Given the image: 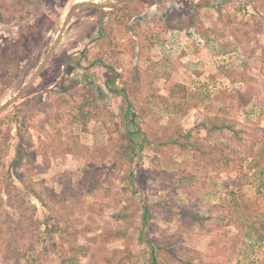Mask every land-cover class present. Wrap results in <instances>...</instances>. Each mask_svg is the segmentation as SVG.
Segmentation results:
<instances>
[{
  "label": "rangeland",
  "instance_id": "rangeland-1",
  "mask_svg": "<svg viewBox=\"0 0 264 264\" xmlns=\"http://www.w3.org/2000/svg\"><path fill=\"white\" fill-rule=\"evenodd\" d=\"M83 1L119 0H0V107ZM128 2L80 9L0 113V264H264V0Z\"/></svg>",
  "mask_w": 264,
  "mask_h": 264
},
{
  "label": "trees",
  "instance_id": "trees-1",
  "mask_svg": "<svg viewBox=\"0 0 264 264\" xmlns=\"http://www.w3.org/2000/svg\"><path fill=\"white\" fill-rule=\"evenodd\" d=\"M129 3V2H128ZM128 3H126L125 5H123L122 7L123 8H125V7H127V5H128ZM8 70V69H7ZM113 82V81H112ZM110 84L111 83H107V86H109L110 88H111V86H110ZM185 90H186V87L184 86V85H181V84H178V85H174L173 87H172V89H171V93H170V95L172 94L173 95V93H175L176 91H178V93L179 92H182L183 94V97H184V99H186V95H184L185 94ZM88 99H86L85 101H83L81 104H75L73 107H72V109L73 110H76V111H78V115H77V117H76V115H75V117H76V119H78L79 117L80 118H82L81 120H79L78 122H80L81 124H83V125H85L87 122H88V120H89V118H90V116H91V111L90 110H88L87 109V107H89V106H91V105H93V102H96V101H93V100H91L89 97H87ZM160 98V100H162V102L164 103V102H167V100H168V98H165V97H159ZM21 123L22 125L23 124H25L24 123V121L23 120H20V121H18V123ZM225 129H230V127L228 126V125H224V124H222V126H218V125H214V132L216 133V132H218V131H223V130H225ZM262 132L264 133V129L262 130ZM8 178V177H7ZM6 178V179H7ZM34 194H36V193H34ZM36 196H37V194H36ZM38 197V200H41L40 199V197H39V195L37 196ZM22 202H24V199H22ZM53 230L55 231H59V228H56V227H53ZM55 233H53V234H51V237L54 235ZM114 237L115 238H122V235H121V233L120 232H117V233H115L114 234ZM39 238H41V239H43V240H47V238L49 239L50 238V232H46V233H42L40 236H39ZM19 246H20V244L19 243H15V245H14V247L12 248V253H13V255H14V259H15V264H23V263H21V261L22 260H24V264H38V260H37V258L35 257V253H28V251H29V249L31 248H29L28 249V251H25V252H22L21 250H20V248H19ZM53 246H56V243H54L53 244ZM35 249V247H33V248H31V250H34ZM40 264V263H39ZM152 264H158L157 263V257L155 256V253L153 252L152 253Z\"/></svg>",
  "mask_w": 264,
  "mask_h": 264
},
{
  "label": "water",
  "instance_id": "water-1",
  "mask_svg": "<svg viewBox=\"0 0 264 264\" xmlns=\"http://www.w3.org/2000/svg\"><path fill=\"white\" fill-rule=\"evenodd\" d=\"M129 0H119L117 3H111V4H99V3H93V2H89V1H83V2H79V3H75L70 11L68 12L62 31L55 43V45L52 47V49L50 50V52L48 53L46 59L44 60V62L40 65V67L37 69V71L35 72V74L33 75L32 79L29 81V83L23 88V90L17 95L15 96L13 99H11L10 101H8L6 104L2 105L0 107V113L6 111L9 107H11L12 105H14L30 88V86L36 81V79L38 78V76L40 75V73L44 70L45 66L47 65L48 61L50 60V58L52 57V55L54 54L56 48L58 47L62 35L66 29V27L68 26L69 22L73 19V17L75 16V14L82 8L84 7H94V8H98V9H110V10H115L118 7H120L121 5L127 3Z\"/></svg>",
  "mask_w": 264,
  "mask_h": 264
},
{
  "label": "crops",
  "instance_id": "crops-1",
  "mask_svg": "<svg viewBox=\"0 0 264 264\" xmlns=\"http://www.w3.org/2000/svg\"><path fill=\"white\" fill-rule=\"evenodd\" d=\"M229 130V129H228Z\"/></svg>",
  "mask_w": 264,
  "mask_h": 264
}]
</instances>
